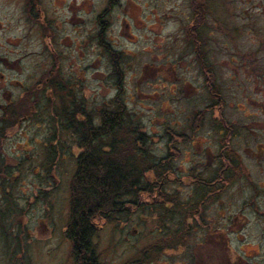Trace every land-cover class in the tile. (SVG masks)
Here are the masks:
<instances>
[{
	"label": "rangeland",
	"instance_id": "1",
	"mask_svg": "<svg viewBox=\"0 0 264 264\" xmlns=\"http://www.w3.org/2000/svg\"><path fill=\"white\" fill-rule=\"evenodd\" d=\"M40 1L38 19L51 23L62 45L61 89H36L47 72L42 42L36 29L25 25V3H0V104L15 98L28 108L35 102L33 111L40 114L21 121L19 109L14 123L1 121L0 167L17 165L18 171L10 182L9 169H0V264H76L65 232L78 149L58 132L65 148L49 155L55 123L47 111L58 106L59 96L77 94L87 109L96 111L109 104L120 85L126 109L151 137L150 153L160 158L171 150L174 157V173L168 184L158 183L152 197H144L149 203L159 202L161 191L176 194L179 202L195 199L191 174L203 170L207 145L205 128H190L193 113L204 107L202 50L218 77L225 115L249 124L264 114V78L255 83L257 72L248 69L264 68V0ZM192 25L199 33V58ZM104 47L120 55L119 77ZM57 72L55 68L51 82ZM166 130L172 132L170 140ZM193 132L190 143L175 135ZM241 139L246 143L248 133ZM245 145L243 161L251 175L255 165L250 145ZM247 181L239 179L221 201L199 205L198 220L190 221L195 224L182 236L183 244L173 241L148 264H264V201L252 202ZM11 199L17 200L15 215L3 210ZM161 212L137 210L118 227L94 220L92 242L100 264H125L162 239ZM177 221L167 222L171 232Z\"/></svg>",
	"mask_w": 264,
	"mask_h": 264
},
{
	"label": "trees",
	"instance_id": "2",
	"mask_svg": "<svg viewBox=\"0 0 264 264\" xmlns=\"http://www.w3.org/2000/svg\"><path fill=\"white\" fill-rule=\"evenodd\" d=\"M195 10L202 17L200 8ZM104 49L109 55L112 71L119 77L120 55L108 47ZM74 97H65L67 102L61 119H58L59 103L56 110L53 107L47 111L48 117L55 123L52 135L55 138L51 139L52 153L49 155L57 156L65 148L63 142L59 141L58 132L66 133L78 149L74 156L76 167L70 183L65 232L66 240L70 243L71 262L95 264L98 260L96 245L92 242L95 235L94 220L102 221L105 226L118 227L137 210H147L155 215L162 210L160 217L158 214V220L162 222V239L141 250L125 264H148L160 250L170 248L168 245L173 241L177 243L178 239L183 244L182 236L186 235L190 224L194 226L195 222L190 221L198 220L197 211L202 208L199 205L206 200L201 184L195 183V199L188 203L179 202L176 194L165 191H161L159 202L144 201V197L153 196L158 183L162 187L168 184L169 176L174 173L171 152L160 158L150 153L151 137L141 130L139 122L126 109L120 85L109 104L100 110H89L83 100H74ZM68 98L72 102L68 103ZM32 109L35 110V102ZM36 115L40 114L35 111L32 119ZM5 122L11 124L9 120ZM178 136L186 139L185 135ZM191 177L201 181L193 173ZM176 219L177 230L171 232L167 222H175Z\"/></svg>",
	"mask_w": 264,
	"mask_h": 264
},
{
	"label": "flooded vegetation",
	"instance_id": "3",
	"mask_svg": "<svg viewBox=\"0 0 264 264\" xmlns=\"http://www.w3.org/2000/svg\"><path fill=\"white\" fill-rule=\"evenodd\" d=\"M40 0H0V3H25L27 8V19H25V25L29 26L32 29H36L39 39L41 40V54L45 62L46 77H44V83L40 81L36 83V89L39 91L43 89H61L65 84V81L61 78L60 71V57L61 53V41L59 37L55 36L51 23L44 19H38L40 10L39 3ZM202 9V8H201ZM38 14V15H37ZM203 14V10H202ZM38 19V20H37ZM200 25L204 26L205 21L202 18L200 20ZM198 24V26H200ZM221 25H225L222 23ZM195 25L191 27V37L197 39L193 42L194 44V54L199 58L198 52L201 50L199 47L200 38L199 33L195 34L193 31ZM199 32V28L197 29ZM205 39L202 40L204 42ZM206 42L203 43L202 47H205ZM201 69L203 73V90H204V107L201 110L195 111L191 118L190 128L193 130L194 126L204 127L205 128V137L207 138V145L205 147V156L202 166L203 170L199 173L195 172L200 176L201 181H195L192 179L194 187L195 183L201 184V190L203 198L206 200L221 201L225 195L228 188H230L234 183L239 179L244 178L251 187L250 198L252 202L264 201V114L261 119H250L249 124L242 122L240 119L231 118L225 115L224 107L225 102L223 98V93L221 91V86L218 83V77L215 75L213 65H210L207 61V56L204 54V51L201 52ZM55 68L58 70L57 75H55L54 81H50L51 77L54 75ZM247 69V66H244ZM248 69L251 71L257 72L255 76H252L255 83L259 79L263 80V70L256 69V66H248ZM57 78V81H56ZM51 82V83H50ZM76 97L77 94H75ZM74 95V96H75ZM60 101L59 105L61 106L59 110V117L61 119L64 117V107L67 102L65 97L59 96ZM74 97V100H77ZM23 102L21 99H7L5 103L0 104V128L1 121L9 120L12 123L17 119L19 115V109L23 111L19 120L29 121L32 119L34 111L30 105L28 108L23 107ZM20 106V107H19ZM10 124V125H11ZM16 126V124H15ZM12 128V127H11ZM167 136H171L170 131H165ZM248 133V141L243 143L241 136ZM183 133H175L176 136ZM168 139L170 140L171 137ZM173 137V136H172ZM174 138V137H173ZM194 138V132L190 134L189 137L186 135V140L190 143ZM177 139V138H174ZM168 144H171L168 141ZM250 145V155L252 165H255V169L250 173L247 170V167L243 161L242 149L244 145ZM245 145V146H246ZM169 150V147H167ZM171 149V148H170ZM171 151V150H170ZM9 166V167H7ZM9 169L6 172L8 175L7 180L12 182L15 180V176L18 171V166L12 165H1L0 169ZM1 172V171H0ZM16 172V173H15ZM1 174V173H0ZM195 174V175H196ZM196 175V176H197ZM258 177H262L261 180ZM1 179V177H0ZM3 189L0 188V191ZM4 200V199H2ZM0 200V208L1 201ZM27 200V199H26ZM5 205V202H3ZM17 200L11 199L10 205L6 206L4 211H9L10 214L15 215V208H17ZM30 208V207H29ZM1 210V212L3 211ZM264 215V214H262ZM81 264V263H76ZM84 264V261L82 262ZM95 264H100L99 259L96 260Z\"/></svg>",
	"mask_w": 264,
	"mask_h": 264
}]
</instances>
